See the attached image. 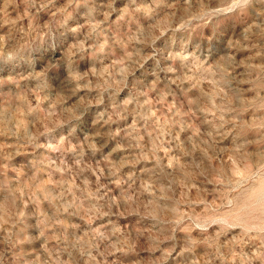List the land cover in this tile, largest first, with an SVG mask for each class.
<instances>
[{"label":"rangeland","instance_id":"rangeland-1","mask_svg":"<svg viewBox=\"0 0 264 264\" xmlns=\"http://www.w3.org/2000/svg\"><path fill=\"white\" fill-rule=\"evenodd\" d=\"M0 264H264V0H0Z\"/></svg>","mask_w":264,"mask_h":264},{"label":"bare ground","instance_id":"bare-ground-1","mask_svg":"<svg viewBox=\"0 0 264 264\" xmlns=\"http://www.w3.org/2000/svg\"><path fill=\"white\" fill-rule=\"evenodd\" d=\"M260 190V189H259ZM250 193H252V192H250ZM253 197V196H252Z\"/></svg>","mask_w":264,"mask_h":264}]
</instances>
